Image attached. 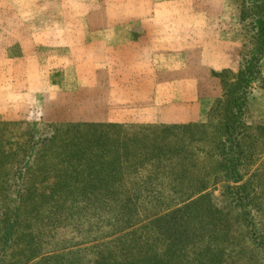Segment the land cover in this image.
<instances>
[{"label": "rangeland", "instance_id": "374dc122", "mask_svg": "<svg viewBox=\"0 0 264 264\" xmlns=\"http://www.w3.org/2000/svg\"><path fill=\"white\" fill-rule=\"evenodd\" d=\"M256 3L264 0H0V264H264V57L245 103L240 100L243 105L234 110L235 127L226 133L232 135L215 127L225 107L222 95L207 135L191 143L194 153L170 162L178 170H163L173 180L165 179L164 194L152 176L147 199L123 205L119 213L118 204L103 200L56 213L54 204L40 198L65 185L64 170H101L97 175L110 180L99 183L102 188L113 185L117 170L114 150L121 143L114 130H104L110 133L104 140L101 128H78L84 123L51 117L50 101L80 91L71 85L80 81L73 72L153 69L140 58L112 65L66 57L71 40L59 38L66 31L56 28L82 23L221 25L229 28L234 43L228 47L234 56L229 67L211 72V86L223 89L221 81L236 84L240 69L250 67L255 36L261 35L263 45ZM55 71L70 73L56 79ZM64 81L69 84L61 88ZM57 112L68 113L54 110L53 115ZM191 141L185 140L189 148ZM102 150L107 159H98ZM200 186L205 190L187 200L180 191L170 192ZM129 224L138 225L117 231Z\"/></svg>", "mask_w": 264, "mask_h": 264}, {"label": "crops", "instance_id": "0c3cea01", "mask_svg": "<svg viewBox=\"0 0 264 264\" xmlns=\"http://www.w3.org/2000/svg\"><path fill=\"white\" fill-rule=\"evenodd\" d=\"M163 10L169 13L176 9ZM219 26L203 21L140 26L134 23L61 25L56 29L66 34L61 33L59 38L71 40V44L66 43L70 47L66 57L83 63L96 59L112 65L135 63L140 58L152 64L153 69L127 73L106 69L73 72L76 73L73 78L80 81L71 85L80 91L50 101L53 114L54 110L68 112L66 115L57 112L56 116L51 113V117L56 121L93 125L207 126L214 103L223 97L221 86H211V72L229 67L234 59L228 52V47L234 45L226 33L229 28ZM53 73L57 74L56 79H65L70 72ZM68 84L64 81L61 88Z\"/></svg>", "mask_w": 264, "mask_h": 264}, {"label": "trees", "instance_id": "16d2710c", "mask_svg": "<svg viewBox=\"0 0 264 264\" xmlns=\"http://www.w3.org/2000/svg\"><path fill=\"white\" fill-rule=\"evenodd\" d=\"M258 1V0H257ZM255 15L261 16V29L264 31V3L261 5L256 3ZM255 29V26H252ZM252 29V28H251ZM249 30V29H248ZM249 31H253L249 30ZM258 39L257 46L255 48L254 56L252 57V62L250 67L241 68L238 72V78L236 84H229L223 81L222 90L223 96L225 97V107L223 108V114L221 119L215 125L216 128H223L225 135L227 131L235 127V121L237 116L234 114V110L245 103V98L247 96L246 90L249 88L252 80H256L261 74L260 62L264 57V39L263 45L261 46V35L256 37ZM234 93H239V96H233ZM245 94V95H244ZM227 98V99H226ZM242 100L243 103H239ZM219 101L213 108L215 113L218 110ZM213 115V114H212ZM211 121V120H210ZM231 122V123H229ZM78 128H101L102 132L104 130L110 129L114 130V134L119 135L121 147H115L116 153L114 162L117 163V170H114L113 185H104L103 188L100 184L107 183L108 179L106 177H100L97 175L101 170H64L61 172L62 181L65 185H59L55 190L49 192L46 196L45 194H40V198L44 203L54 204L56 206V213L60 209H65L71 207L69 213H72L73 208L80 210L79 203H85L87 205L93 206L96 200H103L104 202L118 204L117 213L122 209L121 206H134V204L139 200L147 199L151 189L148 185L151 177H155V180L160 183L159 188L164 194L165 189L164 182L167 178L171 182L172 179L166 177L167 175L163 170H178L172 165H169L173 160H180L181 154L183 153H194L191 148V143L202 136L207 135V126H194V127H142V126H113V125H93V124H78ZM199 130V131H198ZM110 133H104V140L108 139ZM192 137H196L192 139ZM185 140H192L190 142V148L185 144ZM186 145H184L183 143ZM198 149V148H197ZM98 159H107L106 154H103V150ZM106 161V160H105ZM179 164V162H175ZM101 161L99 162V165ZM104 176L106 172L103 171ZM92 176V177H89ZM96 176H99L97 179ZM182 182V180L180 181ZM79 183H81L79 185ZM77 185V187H76ZM118 185V186H116ZM128 185V186H127ZM80 187V189H78ZM77 190V191H75ZM205 190V187L200 186L197 189H184L181 187L174 188L170 192L177 193L180 191L181 195L184 196L183 200L191 198L194 195ZM184 191V192H183ZM192 192V194H191ZM175 195V194H173ZM186 195H188L186 197ZM71 198H74L71 202H68ZM78 204V205H77ZM142 205V204H139ZM161 204L160 206H162ZM159 206V208H160ZM169 206V205H167ZM54 206H49L52 209ZM145 208L146 206H140ZM74 210V211H76ZM163 212V211H161ZM162 216H159V219ZM28 227L30 222L28 221ZM138 224L126 225L123 228H118V232L133 229ZM9 234V230L7 231Z\"/></svg>", "mask_w": 264, "mask_h": 264}]
</instances>
